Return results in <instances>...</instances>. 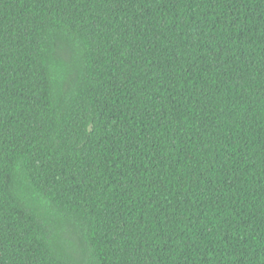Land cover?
<instances>
[{"label": "trees", "instance_id": "obj_1", "mask_svg": "<svg viewBox=\"0 0 264 264\" xmlns=\"http://www.w3.org/2000/svg\"><path fill=\"white\" fill-rule=\"evenodd\" d=\"M0 264H264V0H0Z\"/></svg>", "mask_w": 264, "mask_h": 264}]
</instances>
